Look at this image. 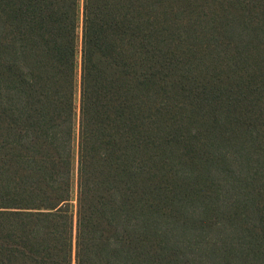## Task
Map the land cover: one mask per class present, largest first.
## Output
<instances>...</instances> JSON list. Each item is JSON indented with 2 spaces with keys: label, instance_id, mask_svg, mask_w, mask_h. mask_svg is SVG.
Masks as SVG:
<instances>
[{
  "label": "trees",
  "instance_id": "obj_1",
  "mask_svg": "<svg viewBox=\"0 0 264 264\" xmlns=\"http://www.w3.org/2000/svg\"><path fill=\"white\" fill-rule=\"evenodd\" d=\"M0 264H264V0H0Z\"/></svg>",
  "mask_w": 264,
  "mask_h": 264
}]
</instances>
